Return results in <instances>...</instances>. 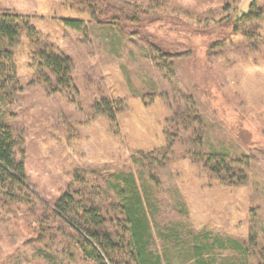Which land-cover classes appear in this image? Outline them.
Segmentation results:
<instances>
[{"label": "rangeland", "instance_id": "obj_1", "mask_svg": "<svg viewBox=\"0 0 264 264\" xmlns=\"http://www.w3.org/2000/svg\"><path fill=\"white\" fill-rule=\"evenodd\" d=\"M105 1L118 9L124 5L119 1L127 2L129 13L135 6L149 8L150 17L163 19L147 27L149 33L192 48L174 59V80L193 96L205 144L247 158V183L221 184L201 165L181 158L182 144L164 164L148 155L165 146L172 113L158 92L167 94L171 104L174 100L150 60L149 47L131 25L104 20L84 0H0V13L22 17L56 54L70 60L73 80L63 93L54 91L52 79L46 85L32 57L38 47L24 29L11 48L15 77L3 110L35 200L28 205L0 202V264H80L76 250L48 223L42 226L39 217L67 191L87 190L96 197L98 183L105 190L115 184L113 176L127 173L148 193L154 233L188 224L196 234L241 243L247 264H257L252 254L264 248V0H256L257 20L236 27L234 10L245 12L254 0ZM65 20L82 21V30L65 28ZM141 93L156 97L146 106ZM102 100L125 103L116 129L93 110ZM252 236L256 244H248Z\"/></svg>", "mask_w": 264, "mask_h": 264}, {"label": "trees", "instance_id": "obj_2", "mask_svg": "<svg viewBox=\"0 0 264 264\" xmlns=\"http://www.w3.org/2000/svg\"><path fill=\"white\" fill-rule=\"evenodd\" d=\"M84 2L96 7L95 11L101 12L99 16L103 19L111 17V21L131 25L135 29L133 34L141 36L149 47L152 55L150 60L157 74L172 89V104L167 94L158 92V97L172 112L164 129L166 144L148 155L151 158L160 157L164 164L173 156L175 146L182 144V159L187 158L201 165L213 179L225 186H245L247 176L243 168L247 158L231 156L226 150H217L205 144L204 122L194 106L193 96L190 91L179 89L178 80H174V59L187 56L192 48L178 43L177 40L168 44L149 33L147 27L163 22L157 16L150 17L149 8L146 10L135 6L129 13V4L123 1H119V4H124L119 9L110 6L105 0ZM255 8L256 0L245 12L238 14L234 10V27L257 20L260 15L255 12ZM227 9L222 12L227 13ZM63 25L76 32L83 28L82 21L65 20ZM24 29L28 39L38 47L32 57L34 56L35 67L44 76L46 85L52 79L54 91L63 93L70 90L73 84L72 65L67 57L56 54L48 40L29 27L22 17L8 12L0 13V202L18 205H28L30 200H35V196L27 187L23 164L16 159L17 141L4 118L3 109L8 103V84H12L15 77L11 48L21 38ZM170 29L174 32L173 28ZM138 95L146 106L156 97L155 93L149 94L150 97L143 93ZM125 109L122 100H102L93 107L94 112L105 116L115 129L117 116ZM113 178L115 184H107L105 190L98 183L95 194H99L96 197L91 196L87 190H82V193L65 192L52 208L45 207L43 218L39 217L42 226V222L48 223L61 235L69 249L76 250L75 257L80 264H247L248 254L244 245L213 236L209 232L196 234L188 224H171L164 226L160 233H154L157 229L153 220L155 213L146 189L140 191L132 173L119 174ZM100 182L103 183L102 180ZM84 188L88 189L87 186ZM156 239L161 244L162 254ZM250 243L256 244L254 236L248 240V244ZM232 250L237 254H222ZM216 252L219 254H215ZM263 254L264 248L262 253L252 254V260L263 264Z\"/></svg>", "mask_w": 264, "mask_h": 264}, {"label": "crops", "instance_id": "obj_3", "mask_svg": "<svg viewBox=\"0 0 264 264\" xmlns=\"http://www.w3.org/2000/svg\"><path fill=\"white\" fill-rule=\"evenodd\" d=\"M161 141H162V140H161ZM161 141L159 140V142H158V146H161V144H162Z\"/></svg>", "mask_w": 264, "mask_h": 264}]
</instances>
